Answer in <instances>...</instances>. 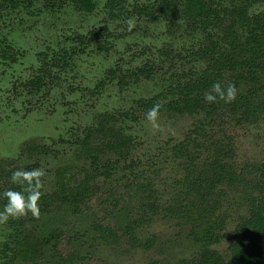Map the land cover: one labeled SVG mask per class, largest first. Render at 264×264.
I'll return each instance as SVG.
<instances>
[{
  "label": "rangeland",
  "instance_id": "374dc122",
  "mask_svg": "<svg viewBox=\"0 0 264 264\" xmlns=\"http://www.w3.org/2000/svg\"><path fill=\"white\" fill-rule=\"evenodd\" d=\"M107 1L90 0L91 6L85 10L71 0H18L13 9L0 0V169L43 168V193L57 189L58 168H65V178L73 175L76 181L84 175L82 168L89 170L77 140L101 116L133 111L138 99L161 92L171 73L203 67L190 56L202 37L199 33L183 22L173 30L167 19L132 12L152 0H126L124 18L110 17ZM214 2L230 8L233 0ZM260 11H264V1L249 9L250 14ZM130 18L135 22L131 30L127 24ZM94 30L106 36L87 43ZM150 66L159 68L150 78H129V73ZM110 70L117 74L111 76ZM120 76H126L124 87L118 84ZM38 77L42 84H31ZM135 115L136 120L117 118L116 125L133 138L129 158L139 160L137 172L154 182L165 201L172 181L182 174L167 143L181 142L197 117L160 115L161 128L154 130L143 112L137 110ZM222 130L231 138L237 167L264 162V121L256 125L230 123ZM26 145L43 146L46 152L30 156ZM119 166L123 167L122 163ZM127 175L119 169L110 181L98 178L93 184L97 190L76 213L66 207L55 211L54 203L44 216L45 223L64 231L60 253L72 255L66 264H149L161 257L154 249L129 246L119 228L134 216L138 202L130 190L119 209L113 206L114 197L125 193ZM241 204L238 193L228 192L222 209L227 218L226 236L213 247L224 256L238 218L245 213ZM9 221L0 224V251L10 233ZM98 222L110 227L115 237L93 231ZM152 234L159 237L163 256L169 261L190 257L195 251L185 230L161 213L137 236L144 241Z\"/></svg>",
  "mask_w": 264,
  "mask_h": 264
},
{
  "label": "trees",
  "instance_id": "16d2710c",
  "mask_svg": "<svg viewBox=\"0 0 264 264\" xmlns=\"http://www.w3.org/2000/svg\"><path fill=\"white\" fill-rule=\"evenodd\" d=\"M3 1L9 8L18 6V0ZM71 1L79 2L85 10L91 6L90 0ZM262 1L233 0L231 7L226 8L214 0H153L148 5L134 7L132 12L139 16L167 19L173 30L179 27L178 22H183L186 28L199 33L202 37L190 56L203 67L171 73L161 92L136 101L137 109L101 116L94 126L84 130L77 142L81 155L88 160L89 170L82 168L84 175L77 181L73 175L65 178V168L56 170L57 189L43 193L39 218L29 214L9 221L10 233L0 251V264H66L71 261L72 255L60 253L59 243L64 231L45 223L47 217L44 216L51 212L54 203L55 211L66 207L68 211L78 212L97 190L93 185L95 181L98 178L110 181L119 169L128 172L129 183L125 193L118 195L120 199L114 197L113 206L119 209L124 194L130 195V190L138 199L134 216L124 220L119 228L127 236L129 246L154 249L156 255H161L151 259L149 264H264V162L237 167L231 138L222 130L230 123L256 125L264 121V11L249 12L250 7ZM125 2L108 0L109 16L124 18L127 15L123 11ZM102 35L91 31L86 42L99 40ZM158 69L138 68L128 75L134 80L150 78ZM109 74L115 76L117 71L110 70ZM125 79L126 76L119 77L120 87L127 84ZM41 80L38 77L31 84L40 86ZM229 80L235 85L231 99L205 102L204 94L214 82L223 86ZM156 103L161 105L160 115L197 117L181 142L167 143L182 174L172 181L171 194L165 201L154 182L146 181L142 173L137 172L139 160L129 158L133 138L116 125L119 117L136 120L137 110L146 115ZM220 132L222 136H217ZM25 151L31 156L38 151L46 152V148L26 145ZM16 168L20 167L0 169V192L11 186L9 176ZM230 191L239 194L245 213L238 218L224 256L213 247L226 236L227 218L222 215V209ZM3 203L0 197V208ZM160 213L185 230V237L195 249L192 256L169 261L163 256L159 237L152 234L144 241L138 238V232ZM93 231L115 237L110 227L99 222L94 224Z\"/></svg>",
  "mask_w": 264,
  "mask_h": 264
},
{
  "label": "clouds",
  "instance_id": "9594fccd",
  "mask_svg": "<svg viewBox=\"0 0 264 264\" xmlns=\"http://www.w3.org/2000/svg\"><path fill=\"white\" fill-rule=\"evenodd\" d=\"M134 20L127 21L128 28L134 27ZM235 93V85L229 80L223 86L219 82H214L209 90L204 94L207 103H215L217 100L231 99ZM161 112L159 103L153 104L146 112L145 119L154 130L161 128L158 122ZM46 175L45 170L40 167L25 169L16 168L10 173L9 184L11 185L3 192L0 197L4 203L0 208V224L7 223L10 219H19L29 214L38 219L41 210L39 202L43 195L42 177Z\"/></svg>",
  "mask_w": 264,
  "mask_h": 264
},
{
  "label": "flooded vegetation",
  "instance_id": "af4514ba",
  "mask_svg": "<svg viewBox=\"0 0 264 264\" xmlns=\"http://www.w3.org/2000/svg\"><path fill=\"white\" fill-rule=\"evenodd\" d=\"M153 1V0H152ZM148 5V4H147Z\"/></svg>",
  "mask_w": 264,
  "mask_h": 264
}]
</instances>
